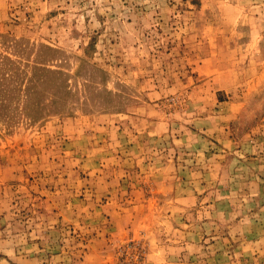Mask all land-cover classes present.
I'll return each mask as SVG.
<instances>
[{
    "label": "rangeland",
    "instance_id": "obj_1",
    "mask_svg": "<svg viewBox=\"0 0 264 264\" xmlns=\"http://www.w3.org/2000/svg\"><path fill=\"white\" fill-rule=\"evenodd\" d=\"M0 264H264V0H0Z\"/></svg>",
    "mask_w": 264,
    "mask_h": 264
}]
</instances>
